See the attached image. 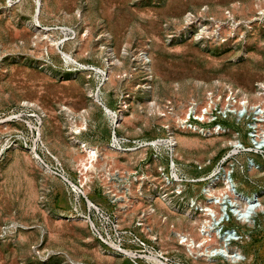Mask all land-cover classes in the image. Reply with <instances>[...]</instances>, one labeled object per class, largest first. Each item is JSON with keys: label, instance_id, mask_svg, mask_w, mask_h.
Listing matches in <instances>:
<instances>
[{"label": "rangeland", "instance_id": "1", "mask_svg": "<svg viewBox=\"0 0 264 264\" xmlns=\"http://www.w3.org/2000/svg\"><path fill=\"white\" fill-rule=\"evenodd\" d=\"M255 1L41 0V10L35 12V0H0V264H44L33 253L32 247L38 243H43L44 249L67 251L89 264H132L101 251L87 224L72 214L68 187L33 159L28 146L37 138L31 129L35 120L21 102L30 100L44 110L40 142L75 177V161L81 153L67 136L63 105L76 112L87 108L91 122L84 138L104 143L110 126L100 105L109 111L121 109L123 97L128 99L130 111L119 114L123 119L121 131L146 137L157 134L156 119L149 114V99L185 100L203 95L219 81L241 88L254 98L256 82L264 80V26H255L245 46L210 43L203 47L195 42L167 46L161 25L205 4L217 16L233 5L238 16H247L254 12ZM145 86L151 88L145 90ZM234 129L241 132L238 143L248 150L253 142L247 123L234 125ZM179 137L190 140L187 146L179 142L188 167L192 168L195 161L211 159L208 173L222 166L238 168L231 172L233 182L227 177L224 191H215L204 199L199 193L202 207L215 205L221 211L215 200L226 194L239 205L244 196L252 195L254 209L248 212L255 220L247 225L232 220L230 225L243 234V264H264V157L242 151L224 162L231 134ZM249 159L256 160L259 167L244 172L241 168H246ZM193 172L198 173L195 169ZM214 195L220 197L211 200ZM91 197L106 202L96 191ZM158 207L152 221L161 225L163 246L171 251L176 248L161 213L169 215L170 223L176 222L197 236L196 225L188 224L161 201ZM180 250L184 255V248ZM59 261L57 257L47 264Z\"/></svg>", "mask_w": 264, "mask_h": 264}, {"label": "built area", "instance_id": "2", "mask_svg": "<svg viewBox=\"0 0 264 264\" xmlns=\"http://www.w3.org/2000/svg\"><path fill=\"white\" fill-rule=\"evenodd\" d=\"M233 6L227 7L222 16L213 14L205 4L187 10L179 19H167L161 25L164 43L167 46L184 42H195L203 47L210 43L245 46L255 26H264V0H256L254 12L247 16H238ZM150 88L144 87L145 90ZM121 101L122 108L113 111L100 105L110 126V135L104 143H89L84 138L91 122L87 108L75 115L62 106L67 117V136L81 153L75 161V177L68 173L58 156L40 142L39 131L46 117L44 110L30 100L21 102L23 108L32 111L35 120L31 129L37 138L28 146L30 154L47 173L68 187L72 214L87 224L103 253L121 256L132 264H196L199 261L243 264L246 258L240 248L243 234L230 222L250 224L251 219L255 220L253 213L245 211L228 194L224 201L215 200L223 209L225 223L217 222L215 213L209 214L202 207V200L213 195L216 185H222L227 177L233 182L231 172L235 173L238 168L228 170L222 166L208 173L206 169L212 164L211 159L195 161L192 168L188 167L179 150V136L197 134L216 138L231 134L224 162L242 151H254L264 157V80L256 82L254 98L241 88L219 81L203 95L185 100L149 99V114L156 119L157 134L153 137L121 131L123 121L119 114L130 111L128 99L123 97ZM244 123L253 142L248 150L238 143L241 132L234 129V125ZM258 167L256 160L249 159L246 168L241 169L248 172ZM232 187L236 190L233 183ZM94 191L106 202L93 199ZM255 195L258 196V192ZM214 197L220 196L210 199ZM244 197L251 198L249 194ZM160 201L166 202L174 213L201 224L196 225L198 234L193 236L176 222L170 223L169 215L161 213V221L169 224L170 239L176 244L172 251L162 245V229L152 221L159 211ZM180 247L184 248V255L180 254ZM32 249L44 264L57 257L60 258L58 264H89L67 251L44 249L43 243L35 244Z\"/></svg>", "mask_w": 264, "mask_h": 264}, {"label": "bare ground", "instance_id": "3", "mask_svg": "<svg viewBox=\"0 0 264 264\" xmlns=\"http://www.w3.org/2000/svg\"><path fill=\"white\" fill-rule=\"evenodd\" d=\"M35 3H36V10H35V12L37 11H40L41 10V0H35ZM37 27V26H36ZM147 54V53H146ZM68 57H69V55H68ZM70 58V60H73L71 57H69ZM150 65V64H149ZM36 104V103H35ZM38 105V104H37ZM65 111L67 112V111H69V112H71L72 114H75V115H77V112L75 111V110H73L71 107H69V106H65ZM125 116V115H124ZM120 119L121 120H123L122 119V115L120 116ZM180 141H182L183 142V144H185L186 146L190 143V140L189 139H187V138H184V139H180V137H179V142ZM230 148V147H229ZM222 156V155H221ZM216 182V181H215ZM227 178H225V180H224V182H222L223 184L222 185H220V184H218V185H216L215 187H214V189H215V191H218V192H221V191H224L225 190V188L226 187H224L223 185H227ZM217 184V183H216ZM215 191L213 192V194H215ZM230 195V194H229ZM251 196V198H250V200H247V198L246 199H244V202H243V204L241 203V207L245 210V211H250V210H252V209H254V197L252 196V195H250ZM64 197V196H63ZM223 198H225V196H223V197H221V200L223 199ZM65 199V198H64ZM164 205H167L168 206V204L166 203V202H164V201H161ZM67 205V204H66ZM204 205V204H203ZM206 207H208V209H206ZM206 207L204 208V209H206V211H207V213H208V211L210 210V209H212V210H215V216H216V218H217V222H219V223H223L224 222V220H223V209L221 210V211H218L217 210V207H215V205H210V204H207L206 205ZM217 212V213H216ZM66 213H68V212H66ZM184 215H185V211H183L182 212ZM186 218V217H185ZM214 219V218H213ZM187 222H188V224H190V225H201L200 224V222L199 221H197V223H196V221H195V219H193V218H186L185 219ZM187 222H185V223H187ZM185 223H181V225L182 224H185ZM187 225V224H186Z\"/></svg>", "mask_w": 264, "mask_h": 264}, {"label": "crops", "instance_id": "4", "mask_svg": "<svg viewBox=\"0 0 264 264\" xmlns=\"http://www.w3.org/2000/svg\"><path fill=\"white\" fill-rule=\"evenodd\" d=\"M183 135V134H182ZM158 227H160L161 228V225H158Z\"/></svg>", "mask_w": 264, "mask_h": 264}]
</instances>
